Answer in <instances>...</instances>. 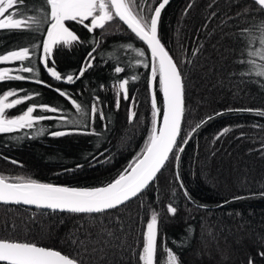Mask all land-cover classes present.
Here are the masks:
<instances>
[{
	"label": "trees",
	"instance_id": "trees-1",
	"mask_svg": "<svg viewBox=\"0 0 264 264\" xmlns=\"http://www.w3.org/2000/svg\"><path fill=\"white\" fill-rule=\"evenodd\" d=\"M152 2L155 4L158 0ZM39 3L40 0H25L26 6ZM245 6L255 8L251 0H173L163 12L159 36L184 75L186 111L181 136L191 138L187 143L181 142L184 152L179 154V166L170 160L154 185L143 194L142 201H130L103 217L104 225L119 239L105 235L103 239L109 241L108 245H97L104 247L103 252L92 253L89 245V252L81 253L84 264H137L133 252L139 250L151 209L160 212L162 237L167 247L180 257L181 264H248L250 257L254 264H264V258L257 255L264 252V196L260 195L264 192V117L228 111L264 110V87L259 86L255 77L239 75L243 66L238 62L242 58L238 34L240 29L249 26L250 17H238L237 13ZM67 23L82 40H91L92 34L81 25ZM109 32L112 34L104 37L94 54V67L73 85L52 80L42 66L39 79L53 88L27 80L0 82V93L9 89L39 93L33 100L9 110L10 116L20 114L33 103L74 112L53 90L57 87L72 93L86 107H90L93 96H99L107 119L102 122L97 117L92 127L103 135L52 137L47 132L66 130L57 121L38 124L37 127L47 129L38 137H33L34 130L27 129L0 134V175L22 176L71 187H98L113 179L140 152L151 127L149 70L142 67L129 69L124 62L132 60L135 54L117 51L121 66L126 70L115 77L112 71L115 62L105 63L104 60L106 53L119 49L123 43L132 42L146 51L147 47L122 24L113 23ZM95 35H100L99 30ZM39 39V36L33 39V34L27 32L0 30V52L38 43ZM91 47L90 43H85L71 50L56 51L57 70L62 74L78 71ZM5 66L17 67L16 64L0 65ZM133 74L139 79L128 85L129 97L135 98L132 107L136 112V119L130 125V101L121 99L117 110L110 85L114 78ZM101 84L105 85L104 89L99 87ZM157 97L162 105L161 93L157 92ZM216 113L223 114L217 116ZM209 116L213 119L207 120ZM204 120L207 122L196 129V125ZM105 123L109 126L107 131ZM226 127L230 131L219 135ZM125 133L131 139L122 142ZM93 155L97 160H92ZM109 157L110 163L98 162ZM90 162L94 166H89ZM76 164L84 167L64 171L75 169ZM177 172L191 201L182 195ZM236 196L244 198L233 200ZM168 203L177 207L174 216L166 212ZM41 212L0 204V238L27 240L74 255L77 249L69 242V234L75 233L83 239L86 228L95 239L100 228L98 222L95 227L89 226V217ZM189 229L192 230L191 238L178 247Z\"/></svg>",
	"mask_w": 264,
	"mask_h": 264
},
{
	"label": "snow or ice",
	"instance_id": "snow-or-ice-1",
	"mask_svg": "<svg viewBox=\"0 0 264 264\" xmlns=\"http://www.w3.org/2000/svg\"><path fill=\"white\" fill-rule=\"evenodd\" d=\"M168 4L169 0H158L155 4L152 0H143V3H138V0H40L38 5L26 6L25 0H0V30L27 32L33 34V39L36 36L40 37L38 43L17 46L6 52H0V65H17L15 68L0 67V82L27 80L53 88V85L39 79V70L42 66L52 80L68 85L75 84L84 77L85 72L94 67L96 61L94 54L104 42V37L112 34L109 32V26L117 23L125 25L135 39L146 45L147 51L136 47L132 42L123 43L119 49L106 53L104 62H115L112 71L114 76L118 77L126 69L125 66H121L120 56L116 55L117 51H123L126 54L134 53L135 57H139L124 63L129 69L142 67L149 70L148 82L152 109L151 127L142 149L123 170L102 186L71 187L39 182L22 176L0 175V204L34 206L42 210L41 214H49V212L77 214L91 218L88 221L91 227H95L97 222L100 224L95 239L86 228L82 233L83 239L75 233L69 234V242L77 249L74 255L27 240L0 238V264H84L81 253H88L89 245L92 246V253L103 252L104 247L98 248L97 245L102 244L105 247L108 245L109 241L103 239L105 235L119 239L114 237V234L104 225L103 217L108 216L113 210L126 206L130 201L135 199L142 201L143 194L154 185L158 174L166 168L170 160H174L177 167L179 166V154L184 152L181 142L187 143V139L191 137L181 136L186 111L184 75L173 55L161 41L158 31L162 10ZM252 4L255 8L245 6L237 13L238 17H250L249 26L240 29L238 34L242 45L240 53L242 58L238 62L243 66L239 75L255 77L260 82L259 86L264 87V0H252ZM67 22L81 25L92 34L91 40H82ZM97 30L100 32L99 36L95 35ZM85 43H90L92 47L79 70L67 74L58 71L54 58L56 51L71 50ZM138 79L139 76L136 74L114 78L110 85L116 97L117 110L121 99L130 101L128 110L130 125L136 119V112L132 107L135 98L129 97L128 85ZM99 87L104 89L105 85L101 84ZM53 90L70 104L74 112H66L57 106L33 103L23 109L20 114L10 116L9 110L33 100L39 93L29 92L26 89H9L0 93V134H12L27 129L34 130L33 137H38L47 132L46 128L37 127L38 124L44 121H57L66 130L47 132L52 137L70 134L103 135V133H97L92 127L97 117L102 122L107 119L99 96H93L90 107H86L67 90L58 87ZM21 92L26 94L21 96L19 95ZM157 92L162 94V105L158 103ZM228 111L250 112L264 117V110L260 109H229ZM38 112L52 115L37 114ZM222 114L216 113L217 116ZM211 119H213L212 116L207 118V120ZM206 122L204 120L198 123L196 129ZM108 127V123H105V131ZM229 131L230 129L226 127L219 135L222 136ZM129 139L131 136L125 133L122 142ZM100 155L102 156L103 153ZM92 160H97V157L93 155ZM98 162L110 163L111 158ZM11 163L18 162L11 161ZM89 166L94 165L90 162ZM83 167V164H76L75 169L64 171L71 172ZM176 179L183 190L182 195L191 201L192 198L184 187L183 181H180L178 172ZM260 195L264 196V192ZM243 198L236 196L233 200ZM166 212L174 216L177 207L173 206V203H168ZM159 225L160 212L151 209L150 217L142 233V242L138 246L139 250L133 252L137 264H181L177 253L167 247ZM80 227L84 228V225ZM191 235L192 230L189 229L188 235L177 246H184ZM158 241H160L159 245ZM257 255L264 258V252H258ZM248 264H254L251 257Z\"/></svg>",
	"mask_w": 264,
	"mask_h": 264
},
{
	"label": "water",
	"instance_id": "water-1",
	"mask_svg": "<svg viewBox=\"0 0 264 264\" xmlns=\"http://www.w3.org/2000/svg\"><path fill=\"white\" fill-rule=\"evenodd\" d=\"M173 0H169V4L168 5H166V7H165V9L171 4V2H172ZM252 1V0H251ZM165 9L164 10H162V13H161V17H162V14H163V12L165 11ZM160 21H161V18H160ZM125 26V25H124ZM126 27V26H125ZM158 31L160 32V22H159V26H158ZM143 43V42H142ZM185 117V116H184ZM183 123H184V120H183ZM183 123H182V127H183ZM182 132V131H181ZM163 171V170H162ZM161 174V173H160ZM160 174H158V176L160 175ZM2 205H4V204H2ZM11 206H16V205H11ZM20 207H26V208H31V209H37V208H35L34 206H20ZM37 210H40V209H37ZM43 211H48V210H43Z\"/></svg>",
	"mask_w": 264,
	"mask_h": 264
},
{
	"label": "rangeland",
	"instance_id": "rangeland-1",
	"mask_svg": "<svg viewBox=\"0 0 264 264\" xmlns=\"http://www.w3.org/2000/svg\"><path fill=\"white\" fill-rule=\"evenodd\" d=\"M5 67H10V66H5Z\"/></svg>",
	"mask_w": 264,
	"mask_h": 264
},
{
	"label": "bare ground",
	"instance_id": "bare-ground-1",
	"mask_svg": "<svg viewBox=\"0 0 264 264\" xmlns=\"http://www.w3.org/2000/svg\"><path fill=\"white\" fill-rule=\"evenodd\" d=\"M161 96H162V94H161ZM9 206H11V205H9Z\"/></svg>",
	"mask_w": 264,
	"mask_h": 264
}]
</instances>
